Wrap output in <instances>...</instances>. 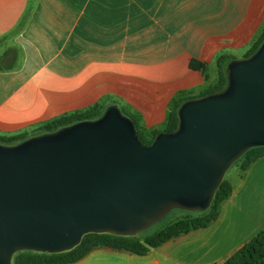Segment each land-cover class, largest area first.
Here are the masks:
<instances>
[{"label": "crops", "instance_id": "0c3cea01", "mask_svg": "<svg viewBox=\"0 0 264 264\" xmlns=\"http://www.w3.org/2000/svg\"><path fill=\"white\" fill-rule=\"evenodd\" d=\"M263 28L264 0H0V136L116 105L148 138ZM224 178L230 192L207 226L144 255L102 246L70 264H221L264 228V154Z\"/></svg>", "mask_w": 264, "mask_h": 264}, {"label": "water", "instance_id": "95a60500", "mask_svg": "<svg viewBox=\"0 0 264 264\" xmlns=\"http://www.w3.org/2000/svg\"><path fill=\"white\" fill-rule=\"evenodd\" d=\"M225 72L224 89L185 100L177 128L149 145L116 105L0 143V264L21 250H70L87 233L133 235L174 208L206 209L231 165L264 146V40Z\"/></svg>", "mask_w": 264, "mask_h": 264}, {"label": "trees", "instance_id": "16d2710c", "mask_svg": "<svg viewBox=\"0 0 264 264\" xmlns=\"http://www.w3.org/2000/svg\"><path fill=\"white\" fill-rule=\"evenodd\" d=\"M264 40V28L260 36L255 40L252 46L246 51L243 58L251 56ZM226 55H221L217 59V68L219 80L217 84L202 93L200 96L211 92H217L224 89L227 84L225 68L227 63L232 60ZM192 97H183L175 102L172 109L168 112L166 128L160 132L173 131L178 126L177 110L179 106L187 99ZM194 98V97H193ZM102 107L94 105L85 111L72 113L49 121L32 133H21L12 136H0V143L6 145H15L25 139L39 134L54 132L62 127L74 124L84 120H95L103 114ZM135 124L138 138L144 145H149L158 131H152L150 137L146 138L138 130L137 118L127 115ZM264 154V146H256L248 149L232 165L241 169L246 168L254 159ZM230 192L229 185L223 177L217 190L214 193L210 205L204 210H196V214H185L177 217L163 227L138 237L137 235H118L113 233H87L81 237L80 242L70 250L59 253H48L32 250L17 251L12 256V264H70L74 263L96 247H109L115 250H125L132 254L144 255L150 248L156 247L172 237L187 233L192 229L205 227L212 221L216 215L219 203L228 196ZM221 264H264V228H262L252 239L241 246L235 253L229 256Z\"/></svg>", "mask_w": 264, "mask_h": 264}, {"label": "rangeland", "instance_id": "374dc122", "mask_svg": "<svg viewBox=\"0 0 264 264\" xmlns=\"http://www.w3.org/2000/svg\"><path fill=\"white\" fill-rule=\"evenodd\" d=\"M243 58V57H242ZM104 112V111H103ZM234 167L233 165H231L230 169ZM196 210H185V209H179V208H174L172 210H170L168 213H166L161 219L157 220L156 222L152 223L150 226L146 227L145 229H142L140 231H138L137 233H135L134 235H137L138 237H141L142 235L148 234V233H152L155 230L163 227L165 224H167L169 221L177 218V217H181L185 214H196L195 212ZM87 255V254H86ZM85 255V256H86ZM84 256V257H85ZM83 257V258H84ZM82 259V258H81ZM87 259L85 258L84 261H86ZM83 261V262H84ZM108 260L105 263V259L101 260L100 263H104V264H108L107 263Z\"/></svg>", "mask_w": 264, "mask_h": 264}]
</instances>
